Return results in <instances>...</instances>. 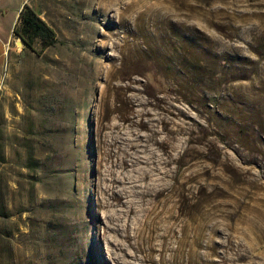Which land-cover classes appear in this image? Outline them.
Segmentation results:
<instances>
[{
    "label": "rangeland",
    "instance_id": "374dc122",
    "mask_svg": "<svg viewBox=\"0 0 264 264\" xmlns=\"http://www.w3.org/2000/svg\"><path fill=\"white\" fill-rule=\"evenodd\" d=\"M29 5L58 42L40 52L37 40L33 52L15 36L6 55L0 78V264H114L97 192L104 126L121 122L122 136L133 139L148 133L123 122L125 115L140 112L146 121L166 116L157 104L163 74L136 64L139 50L153 45L149 37L164 34L173 49H192L197 36L222 79L203 91L200 73L187 62L173 74L177 86L197 97L202 112L192 114L203 125L211 124L208 110H214V136L187 144L198 154L192 169L203 191L195 210L211 218L214 264H264V0ZM170 97L190 110L178 95ZM208 237L204 232L203 245Z\"/></svg>",
    "mask_w": 264,
    "mask_h": 264
},
{
    "label": "bare ground",
    "instance_id": "6f19581e",
    "mask_svg": "<svg viewBox=\"0 0 264 264\" xmlns=\"http://www.w3.org/2000/svg\"><path fill=\"white\" fill-rule=\"evenodd\" d=\"M169 37L150 36L153 45L147 51L139 50L141 59L136 63L163 74L164 82L158 86L163 95L157 97V104L166 116L146 121L140 112L125 115L123 122L148 133H139L133 139L122 136L121 122L104 126L107 133L102 139L99 162L103 170L99 173L97 192L103 197L101 206L107 223L102 228L111 237L108 254L114 264H214L211 218L204 211L195 210L203 191L192 169L198 154L187 145L198 136H214V110H208L211 124L203 125L192 114L202 112L195 104L197 97L177 86L173 74L180 64L187 62L200 73L203 91L213 90L222 79L215 77L214 59L208 50H201L197 36L194 49H173ZM171 94L189 104L190 110L170 103ZM204 232L209 233L206 245L202 243Z\"/></svg>",
    "mask_w": 264,
    "mask_h": 264
},
{
    "label": "trees",
    "instance_id": "16d2710c",
    "mask_svg": "<svg viewBox=\"0 0 264 264\" xmlns=\"http://www.w3.org/2000/svg\"><path fill=\"white\" fill-rule=\"evenodd\" d=\"M14 32L15 36L22 40L25 47L33 52H36L35 42L37 40H39L42 46L40 52L55 46L58 42L53 28L42 20L37 12L29 5H26L20 13L19 21Z\"/></svg>",
    "mask_w": 264,
    "mask_h": 264
},
{
    "label": "crops",
    "instance_id": "0c3cea01",
    "mask_svg": "<svg viewBox=\"0 0 264 264\" xmlns=\"http://www.w3.org/2000/svg\"><path fill=\"white\" fill-rule=\"evenodd\" d=\"M30 0H0V78L6 63V55L16 40L15 29L20 13ZM30 6V5H29Z\"/></svg>",
    "mask_w": 264,
    "mask_h": 264
},
{
    "label": "water",
    "instance_id": "95a60500",
    "mask_svg": "<svg viewBox=\"0 0 264 264\" xmlns=\"http://www.w3.org/2000/svg\"><path fill=\"white\" fill-rule=\"evenodd\" d=\"M21 41V43H19L21 46L23 45L24 46V44H23V42H22V40H20Z\"/></svg>",
    "mask_w": 264,
    "mask_h": 264
}]
</instances>
